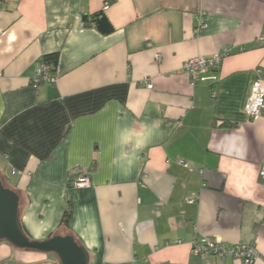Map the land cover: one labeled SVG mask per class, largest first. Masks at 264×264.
I'll return each instance as SVG.
<instances>
[{"label":"crops","instance_id":"crops-1","mask_svg":"<svg viewBox=\"0 0 264 264\" xmlns=\"http://www.w3.org/2000/svg\"><path fill=\"white\" fill-rule=\"evenodd\" d=\"M100 9L110 34L83 24ZM262 35L264 0H0V179L27 236L70 234L87 264H243L193 255L208 236L252 243L264 264V107L244 111ZM225 47L191 86L182 63ZM53 52L56 81L34 86ZM147 126L142 148L120 143ZM122 152L130 168L114 163ZM79 173L89 186L69 185ZM56 259L0 241V264Z\"/></svg>","mask_w":264,"mask_h":264},{"label":"built area","instance_id":"built-area-1","mask_svg":"<svg viewBox=\"0 0 264 264\" xmlns=\"http://www.w3.org/2000/svg\"><path fill=\"white\" fill-rule=\"evenodd\" d=\"M110 2L103 3V9H107ZM261 45L264 46V35L258 38ZM231 53L230 48H223L221 52L214 53L209 56L196 55L187 58L182 63V69L186 72L189 83L194 86L201 80L207 78L208 74L217 68L223 58ZM159 59V55H156ZM56 74L50 70V67L45 62L41 61L37 66L35 73L31 79L34 86L43 82H55ZM144 83L146 87H151V82L145 78ZM264 107V70L256 69L255 78L251 83L249 95L244 104V111L251 120H256L261 116L262 108ZM178 163L186 166L182 159H176ZM259 177L264 183V163L260 166ZM90 185L89 176L86 173H81L74 177L70 183L73 188H81ZM191 252L193 255L215 256L219 258H234L239 259L243 264H253L258 258L259 254L254 244H225L221 241L212 239L208 236L196 237L191 244Z\"/></svg>","mask_w":264,"mask_h":264},{"label":"water","instance_id":"water-1","mask_svg":"<svg viewBox=\"0 0 264 264\" xmlns=\"http://www.w3.org/2000/svg\"><path fill=\"white\" fill-rule=\"evenodd\" d=\"M19 196L0 179V241L20 249L53 253L59 264H87L88 252L70 234H54L44 240H33L25 233L18 215Z\"/></svg>","mask_w":264,"mask_h":264},{"label":"trees","instance_id":"trees-1","mask_svg":"<svg viewBox=\"0 0 264 264\" xmlns=\"http://www.w3.org/2000/svg\"><path fill=\"white\" fill-rule=\"evenodd\" d=\"M82 21H83L84 25L92 26L102 34L107 35V34H110L111 32H113V26L110 23V21L108 20L107 16L105 15L103 9H100V10L95 11V12L90 13V14L82 15ZM57 58H58L57 53L53 52V53H49V54L45 55L43 57L42 61L45 62L46 64H48L50 67V70L52 72H54L55 65L57 63ZM79 174H81V173H79ZM71 181L72 180H69V185H70ZM69 215H70V208L68 206L63 217H62L63 223L67 222V218L69 217ZM58 263L59 262H56V264H58Z\"/></svg>","mask_w":264,"mask_h":264},{"label":"clouds","instance_id":"clouds-1","mask_svg":"<svg viewBox=\"0 0 264 264\" xmlns=\"http://www.w3.org/2000/svg\"><path fill=\"white\" fill-rule=\"evenodd\" d=\"M154 129L150 126H147L139 131L135 130H125L120 138L121 144L132 143L134 149L142 148L154 134ZM123 161L128 168H130L134 163V157L129 152H122L118 159L114 163H119Z\"/></svg>","mask_w":264,"mask_h":264},{"label":"rangeland","instance_id":"rangeland-1","mask_svg":"<svg viewBox=\"0 0 264 264\" xmlns=\"http://www.w3.org/2000/svg\"><path fill=\"white\" fill-rule=\"evenodd\" d=\"M56 262H58L57 259H56ZM58 264H59V263H58Z\"/></svg>","mask_w":264,"mask_h":264}]
</instances>
